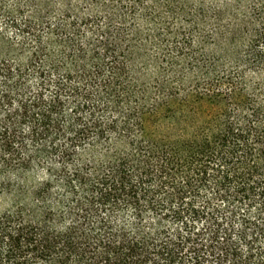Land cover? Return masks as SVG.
<instances>
[{
  "label": "trees",
  "instance_id": "trees-1",
  "mask_svg": "<svg viewBox=\"0 0 264 264\" xmlns=\"http://www.w3.org/2000/svg\"><path fill=\"white\" fill-rule=\"evenodd\" d=\"M9 1L0 264H264V0Z\"/></svg>",
  "mask_w": 264,
  "mask_h": 264
},
{
  "label": "rangeland",
  "instance_id": "rangeland-1",
  "mask_svg": "<svg viewBox=\"0 0 264 264\" xmlns=\"http://www.w3.org/2000/svg\"><path fill=\"white\" fill-rule=\"evenodd\" d=\"M11 4L12 3L9 0H3V2L0 4V56L10 60V62L13 60H18L19 58H24L26 45L23 43V41L27 42L26 44L32 45L33 38L37 34V31L30 30L25 36H23L22 33L17 31L13 26H9V20L5 12L7 11V8L11 6ZM28 12L29 9L26 8H23L19 11L20 14H23V18H21V20L26 18ZM181 32L183 34L185 33L184 30H181ZM209 36L210 34H208L207 39H205V46H209L212 43ZM175 40L181 41L180 38ZM202 48V45L193 46L192 50H190L188 53H196ZM163 51L166 53L170 51L180 53V48L166 46ZM142 61L143 58L141 57V62ZM140 72H144V70ZM38 174H41V172L30 174L28 178L29 181L34 180ZM16 183L17 179L15 177H8L5 180L0 176V212L15 206L12 189Z\"/></svg>",
  "mask_w": 264,
  "mask_h": 264
}]
</instances>
